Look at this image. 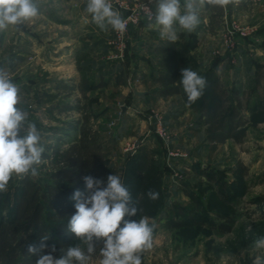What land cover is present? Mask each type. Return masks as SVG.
<instances>
[{
    "label": "rangeland",
    "instance_id": "1",
    "mask_svg": "<svg viewBox=\"0 0 264 264\" xmlns=\"http://www.w3.org/2000/svg\"><path fill=\"white\" fill-rule=\"evenodd\" d=\"M115 1L110 0L111 3ZM119 1H125L134 8L138 4H148V0ZM36 3L39 7L36 17L0 30V43L2 38H6L5 50L0 55V69L16 83L20 98L18 107L28 113V121L34 122L40 132V143L45 150L37 166L39 174L28 176L44 182L47 173L53 170L51 159L54 158V149L49 148H54L57 138H62L65 149L78 135V128L66 135L61 127L66 121L78 123L82 115L75 108L83 95L79 89L80 79H74V82L65 79L64 85L68 88L59 92L60 98L46 96L49 104H43L35 91L34 94L27 93L24 84L29 85L33 75L58 78L56 73L49 72L55 66L54 59L50 55L42 57V50H37L33 61L38 64L32 67L28 58L24 60L27 56L23 53L8 57L13 52L9 45L15 47L18 40L21 45L22 39L29 37L35 45L45 43L46 49L54 54L57 24L78 20L87 22L88 13L85 0H36ZM233 6V11L229 12L226 5V14L213 30L208 28V9L200 7V24L189 36L195 34L197 38L195 46L191 47L195 50L201 33V37L207 40L203 45L207 54L201 57L191 53L187 67L200 75L207 72L209 78L210 71L220 60H227L217 74L221 75V81L231 93L239 90L245 120L242 141L234 138L222 143L205 140V125L200 122L195 109L192 115H167L163 104L137 102L132 103L129 115L99 116L97 114L107 106L114 107L117 100L121 99L122 103L124 97L114 95L116 90L111 87L91 92L89 96L92 104L87 110L93 115L91 123L101 135L104 134L101 141L109 151L110 165L129 189L138 208L137 216L130 219L146 216L156 225L153 247L142 253V264H253L256 256L264 257V250L254 247V241L264 236V0H239ZM152 7L154 10V5ZM113 8L125 16L126 11ZM152 22L144 20L143 24L130 26L122 54L116 31L111 27L102 30L101 46L109 49L110 61L119 59L123 63L133 57L136 33L143 32L151 38L153 31L149 27ZM204 26L209 38L204 34ZM91 31L97 36L101 33L96 24ZM10 58L17 60L15 67L9 64ZM123 72L121 76L124 77ZM126 72L130 74V71ZM45 90L52 91L49 88ZM61 101H65L66 108H72L61 111L62 105L58 108ZM175 104L178 111L184 106L181 102ZM158 118H162V125L170 135L169 149L156 133ZM57 128L61 132H56ZM184 154L185 158H182ZM46 155L50 158H45ZM148 160L152 161V173L150 185L144 187L137 171ZM134 180L141 181L140 187ZM149 190L158 192L159 198L151 200L146 194L143 211L138 197ZM188 216L196 223L183 228L170 225L173 220H185ZM229 217L236 219L232 230L222 232L219 224H230ZM76 243L81 242L77 240ZM81 247L85 246L81 243ZM100 247L102 242L96 244L97 252L89 264H99Z\"/></svg>",
    "mask_w": 264,
    "mask_h": 264
},
{
    "label": "clouds",
    "instance_id": "2",
    "mask_svg": "<svg viewBox=\"0 0 264 264\" xmlns=\"http://www.w3.org/2000/svg\"><path fill=\"white\" fill-rule=\"evenodd\" d=\"M239 0H148L143 11L149 21L155 22L162 40L174 43L178 39L177 26L188 32L195 31L200 24L199 9L203 6H226ZM85 11L91 15L92 22L101 30L123 33L127 21L113 8L110 0H85ZM154 5V10L148 5ZM39 7L36 0H0V30L9 25H19L36 17ZM183 91L189 105L195 103L204 92L206 78L191 67L181 69ZM19 88L8 73L0 69V193L7 191L13 175L37 176L44 147L41 135L34 122L28 121V113L18 107ZM85 190H76L73 194L75 213L67 222L68 231L81 243L61 250L59 257L53 255L56 245H49L48 235L40 238L39 245L29 244L27 253L36 255L45 249L36 264H89L97 252L96 244L102 242L99 249V264H142V253L153 247L154 222L144 216L138 220L129 189L120 176L110 174L106 182L92 176L84 178ZM151 200L159 198L153 190L147 192ZM128 217L129 219H125ZM122 225V226H121ZM254 247L264 250V236L254 241ZM253 264H264V257L256 256Z\"/></svg>",
    "mask_w": 264,
    "mask_h": 264
},
{
    "label": "trees",
    "instance_id": "3",
    "mask_svg": "<svg viewBox=\"0 0 264 264\" xmlns=\"http://www.w3.org/2000/svg\"><path fill=\"white\" fill-rule=\"evenodd\" d=\"M227 7L229 12L233 11V3ZM206 8L209 11L208 28L213 30L226 14V6ZM196 39L195 34L190 37L188 32L183 31L178 34V39L174 43L162 40L154 48L161 55L162 69L156 71L154 76V80L160 84L161 96L178 94L188 104L179 81L181 69L188 66L191 47L195 46ZM216 67L210 71L211 77L207 78V72L201 75L206 78L208 89L206 87L203 95L195 103L188 105L198 112L200 122L205 125V140L222 143L234 138L242 141L245 137L243 128L245 120L239 90L231 93L221 81ZM96 86V83L88 85L86 80H81L79 89L83 95L75 108H78L82 115L77 124L66 121L65 126L61 127L66 135L78 128V135L65 149L62 147L65 143L62 138H57L54 148H49L54 149V158L51 159L53 170L47 173L45 181L40 182L28 175L23 178L13 175L7 191L0 193V264H36L41 255L48 253V249L36 255H29L27 246L39 245L40 238L44 235L49 236L47 241L49 245H56L57 251L53 253L56 257L62 254L61 250L75 245L77 239L67 228L68 220L75 213L76 201L72 198L74 192L85 190L83 179L85 176L106 182L108 175L116 174L110 165L109 151L101 141V132L91 123L93 115L87 110L92 104L87 93L97 88ZM66 88L68 86L65 85ZM85 100L88 101L87 104L84 103ZM56 130L61 132L58 128ZM45 158L50 156L46 155ZM151 164L152 161L148 160L137 171L144 187L150 185ZM138 180L133 182L140 187L141 181ZM146 194L147 191L138 197L143 211ZM192 219L188 216L185 220H173L170 225L174 228H183L195 224ZM228 219L230 224H219L222 232L232 230L236 219L235 217Z\"/></svg>",
    "mask_w": 264,
    "mask_h": 264
},
{
    "label": "crops",
    "instance_id": "4",
    "mask_svg": "<svg viewBox=\"0 0 264 264\" xmlns=\"http://www.w3.org/2000/svg\"><path fill=\"white\" fill-rule=\"evenodd\" d=\"M57 25V39L55 40L56 43H53V45H56L53 49L54 54H52L51 50L46 49L47 47H45V43L35 45L29 37H24L21 45L19 40L16 41L17 45L15 47L12 46V44L9 45V48H11L13 52L10 53L8 57H11L12 54L21 55L23 53L24 56H27L24 60L28 58V63L31 64L32 67H34L35 64H38L33 61L35 57L34 52L37 50H42V57L50 55V57L54 59L55 66H53L52 69H49V72L56 73L58 78L52 79L46 76L37 77L33 75V77H30L29 79L30 84H24L27 93L34 94L35 91L38 100H40L41 103L49 104V99L46 96H51V99L54 97L57 99L60 98L61 94L59 92H62V90L65 89L64 83L67 81L65 79H70V81L73 82L75 81L74 79H80L79 82H81V80H86L88 85H93L94 83L97 84V88L88 91V96H90L91 92L97 90L101 91L102 89L105 90L106 87H111L118 92H115L114 95L124 97L122 103H120L121 99L117 100L118 103H115L114 107L107 106L97 114L99 116L122 115L123 117L129 115L132 103L134 104L137 102H144L146 104H163V108H165L167 115L194 114V110L183 102L180 95L176 94L163 97L159 93L160 84L154 80V76L156 71L162 69L161 55L158 54L154 48L160 43V41H162V39L159 36L158 28L155 25L154 20L149 27L150 30L153 31L151 33V38L147 37L143 32L136 33V37L134 38V56L128 60H124L123 63L119 59H112L113 61H110L109 58L111 55L109 49L105 46H101V40H103L101 34H104L102 33L103 31L101 30V33H98V36L97 33L91 31L94 29L95 23L92 22L90 14H88L87 22L78 20L70 24L63 22L62 24ZM181 30L182 29L177 26V33L184 31ZM207 32V27L204 26V34L209 38ZM2 39L3 40L0 43V55L4 52L3 50H5L6 47V38ZM206 41V39L201 37L200 33L198 45L195 50H191V53H196L201 57L205 56L207 51H205L206 49H204L205 47L203 45ZM21 46H23V49H21ZM220 61L221 62H219L216 67L218 74H220L222 71L221 69H223L227 63V60L225 59ZM9 62V64H12L14 67L17 64V60L12 61L11 58L9 59ZM0 66L2 67V64ZM43 68L46 70L45 65H43ZM123 70L125 72H123V75L125 74L124 77L121 76ZM126 71H130V74L127 75ZM46 73L47 71L44 74ZM52 82L54 83L48 84ZM44 88H49L52 91L47 92ZM64 102L65 101H61L58 105V108L62 105L60 109L61 111H65L66 103ZM178 102L184 104L183 108L179 111L176 104L174 106V103ZM112 123L115 124L114 122Z\"/></svg>",
    "mask_w": 264,
    "mask_h": 264
},
{
    "label": "built area",
    "instance_id": "5",
    "mask_svg": "<svg viewBox=\"0 0 264 264\" xmlns=\"http://www.w3.org/2000/svg\"><path fill=\"white\" fill-rule=\"evenodd\" d=\"M113 5V7H117L120 10H124L125 12V16L123 17L126 21H127V27H126V31L123 33H119L116 32V36L118 38V41L120 42V44L122 45L120 48L121 54L124 52L125 49V41H126V36H127V31L130 28V26L132 24H140L141 22H143L144 20L149 21V19L147 18V16L144 14L143 11V7L146 4H138V6L136 8L131 7L127 2L125 1H115L114 3H111ZM116 5V6H114ZM149 7H152L151 4L148 5ZM153 8V7H152ZM152 22V21H149ZM12 81V80H11ZM14 84H16L14 81H12ZM162 118H158V124H157V129H156V133L158 134V136L166 143V148L169 149V145L167 144L169 142L170 139V135L167 132L166 129H164L162 122H161ZM185 155H182V158H185Z\"/></svg>",
    "mask_w": 264,
    "mask_h": 264
},
{
    "label": "water",
    "instance_id": "6",
    "mask_svg": "<svg viewBox=\"0 0 264 264\" xmlns=\"http://www.w3.org/2000/svg\"><path fill=\"white\" fill-rule=\"evenodd\" d=\"M124 110H125V107H124Z\"/></svg>",
    "mask_w": 264,
    "mask_h": 264
}]
</instances>
